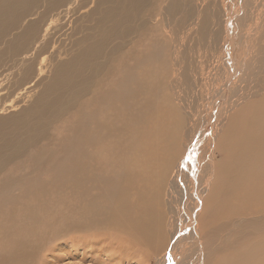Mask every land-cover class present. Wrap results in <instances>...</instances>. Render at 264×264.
Instances as JSON below:
<instances>
[{"label":"bare ground","instance_id":"6f19581e","mask_svg":"<svg viewBox=\"0 0 264 264\" xmlns=\"http://www.w3.org/2000/svg\"><path fill=\"white\" fill-rule=\"evenodd\" d=\"M33 1L0 0V242L51 233L36 264H264V0H99L47 79L91 0ZM71 110L57 161L11 172Z\"/></svg>","mask_w":264,"mask_h":264},{"label":"rangeland","instance_id":"374dc122","mask_svg":"<svg viewBox=\"0 0 264 264\" xmlns=\"http://www.w3.org/2000/svg\"><path fill=\"white\" fill-rule=\"evenodd\" d=\"M47 1L48 0H44V2H43L42 0H40V2L37 3V4L34 3V1H33L32 5H33L34 8L30 12V14L36 13V14L41 15L42 11H44V9H45L44 4L47 3ZM51 1H53V0H49L48 2H51ZM98 1L99 0H91V2L86 7H82L83 9H81L80 11L77 10V11H75L76 13L73 12V15L71 14L69 16L70 21H71V25H70L71 29L67 32V34L70 35V33L72 31V27H73V30H76V32H72L71 33L72 38L70 36V38H71L70 40L69 39H66V41L62 40L61 48H60L61 51H62V57H60L58 60L57 59H53L54 61L52 63H50L51 66L50 65L48 66L49 68H48L47 74H45L43 78H45V79L49 78V75H51V72H52L51 69L54 68V66L58 62L68 59L71 56V54L74 53V50H77V47L76 48L72 47L73 46L72 43L75 40L77 41V39H79L80 37L88 35L87 34L88 33L87 28H89L91 26V23H88L89 20L87 18V14H88V12H90L93 9L94 6L97 5ZM41 4H43V5L41 6ZM104 5L105 4H103L101 6V8H103ZM34 18H36V17H29V18L26 19V21H29L30 19H34ZM22 22H23V20L21 18L20 21H19V24H18L19 28L10 30L9 34L5 38L6 41L10 40L13 36L17 35L18 32L20 31V29H22L23 26L26 25L25 24L26 22L24 24ZM64 51H67L68 53L65 55ZM49 71H50V73H49ZM41 87H42V85H38V86H35L34 88H32L31 91H30V95L34 96L37 92H39L41 90ZM31 100L32 99H30V100L27 99L26 102H28V103L26 104V106L30 103ZM26 102H23V103H20V104L23 105ZM11 110L12 109H8L7 111H5L3 113H0V117L1 116H7V115H9L11 113L16 112V111L12 112ZM73 111L74 110H71V112H68L66 115H64L61 118L62 120L60 119L59 122H57L53 127H51L50 130H49L48 137H46L43 141H41L38 146H36L34 149L30 150L25 156H22V157L20 156L18 159L15 160L16 161L15 163H14V161L13 162L11 161L12 164L10 166H11V168H13L11 170V172L14 170L13 173L19 171L18 174H22V172L24 171L23 174H26L28 172V170H27L28 167H26L27 166L26 164H29L28 162H30L31 160H33L35 158H38L39 160H42L45 163L51 162L50 160L57 161L53 157L56 156V158H59L61 156V151L63 149L62 148V144L65 142V139L70 138L72 136V127H73V123H74V120H75V115H74L75 112L73 113ZM30 155H32L31 158H30ZM68 159L65 160L62 165L65 166L66 170L69 173H71L72 172L73 161H71L72 158H68ZM21 169H23V170H21ZM10 175H14V174H10ZM15 175H17V174H15ZM15 175L14 176H10V177L14 178ZM0 178H1V176H0ZM15 178H17V177H15ZM45 184L47 185L48 189L53 187L52 184L50 182H48V181H45ZM56 185L57 184H55V187H56ZM57 187H58V185H57ZM21 190L22 189H20V185H19V186L14 188V191H13L12 194L19 195ZM50 190H51L50 192H48L46 190L44 192V196H47L48 199H46V200H49V201H51L54 204L57 201L58 198L54 197L55 196L54 193L53 194L51 193L52 191H55V188H54V190H53V188L50 189ZM54 209H57V208H54ZM41 220H42V217H41ZM53 221H54V223H56L55 222L56 219H54ZM17 230H18V228H17ZM19 231H20V229L17 231V234H18ZM23 233H25V234H23ZM17 234H14L12 238L17 239L18 242L20 241L22 243L21 244L19 242V244H20L19 246L20 247L11 248V244H8V246H7L3 239H2V242H0V264H16V263H18V264H36V259H35L36 256L38 254L42 255V252H40V251H44L46 249H49L50 246H51L50 243H49V240L51 238H54L53 235H51V233H49L47 242L43 243L42 241L40 242L38 240L28 238L27 233L24 232V231L19 232L20 235L18 234V237H17ZM21 235H23L25 237L22 238ZM7 236L10 237L9 234H7ZM25 241H26V243H25ZM4 246L6 248H4ZM18 249H20V250H18ZM33 249H35V251H33ZM15 250H18V251H15ZM14 252H16L19 255L17 257H15L13 255ZM69 252H70V250H69ZM62 254H64V256H63V260H64L67 256L65 255V253H62ZM16 259L20 260V261L18 262ZM64 262H66V261H64ZM74 262L76 263L78 261H74ZM86 264H89V263L87 262Z\"/></svg>","mask_w":264,"mask_h":264}]
</instances>
